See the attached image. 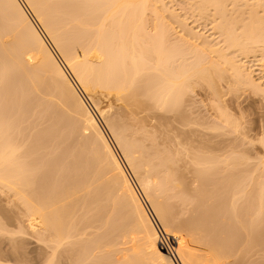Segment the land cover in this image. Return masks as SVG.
I'll return each mask as SVG.
<instances>
[{"label": "bare ground", "instance_id": "bare-ground-1", "mask_svg": "<svg viewBox=\"0 0 264 264\" xmlns=\"http://www.w3.org/2000/svg\"><path fill=\"white\" fill-rule=\"evenodd\" d=\"M196 1H192L191 9L198 16L205 18L212 10L211 17L216 15L219 21L223 20L216 23L214 17L213 28L222 35L219 43L225 47L220 49L219 43L210 46L202 40L197 60L193 55V59L187 60L185 56L190 50H185L184 45L188 46V41H182L183 37V47L175 43L180 48L176 49L169 38L172 28L167 22L162 26L166 11L164 7L159 10L158 4L167 9L163 0H0V99L7 103H3L5 109L9 105L10 109L16 105L14 111L20 108L16 113L21 112L25 120L22 123L27 126L23 130L30 133V139L18 146L11 141L8 130L21 133L20 127L15 130L20 115H16V125L11 123L14 119L5 121L7 129L0 121V194H14L26 213L32 236L51 250L44 257V264H62L64 251L72 245L71 241L74 243L70 232L78 226L94 231L82 232L77 242L79 250L75 243L76 249L71 248L85 252L89 259L100 258L98 263L103 259L104 264H177L173 255L182 264H232L235 256H243L261 244L264 248V168L260 169L264 164L253 167L254 171L248 169L243 176V170H238L245 165L242 155L191 154L188 159L192 165L186 164L191 165L192 179L195 177L197 182L195 188L191 187L185 176L191 171H182L179 164L186 155H181V149L176 151L182 142H178L176 150L169 147L173 152L168 151L170 145L162 149L160 143L158 146L154 142L162 143L164 139L150 142L145 130L144 139L149 146L144 139H140L145 144L141 145L138 138L127 134L129 125L123 124L125 118L122 121L113 109L115 98L141 112L157 109L177 114L185 91L195 81L206 82L217 94L218 82L230 72L232 75L227 78L233 80L234 84L229 79L232 88L249 85L253 90H261L254 79L253 61L247 60L249 54L259 56L257 61L264 70V15L260 14L264 0ZM233 8L236 14L230 10ZM174 16L170 15L177 19ZM188 33V37L196 35L188 43L193 52L198 48L194 41L201 40V35L192 30ZM178 50H184L181 53L186 55ZM206 51L210 57L214 54L216 61L204 56ZM234 53L240 58L248 56L240 60L237 55L232 56ZM98 95L108 99L104 107L96 102ZM27 102H31L33 111ZM43 117L48 119L47 129H39L40 123H36ZM99 118L107 122L124 161L107 138ZM179 119L187 120L182 114ZM62 136L66 146L60 152L65 154L57 164L54 159L60 152L56 140ZM150 137L153 136L149 134ZM164 141L163 145L169 140ZM29 147H43L47 154L42 149L38 151L42 155L37 153L40 156L25 153ZM127 167L162 222V235ZM37 182L45 185L38 186ZM211 200L213 203H208ZM183 214L187 215L185 219L178 221ZM2 226L1 235L11 234L5 233ZM112 235L119 241L115 242ZM164 235L167 249L162 244ZM190 238L203 250L194 247ZM122 245L129 247L124 249ZM260 251L264 254V250ZM74 255L77 257L73 258ZM73 256L68 254V264H81L78 253Z\"/></svg>", "mask_w": 264, "mask_h": 264}, {"label": "rangeland", "instance_id": "rangeland-1", "mask_svg": "<svg viewBox=\"0 0 264 264\" xmlns=\"http://www.w3.org/2000/svg\"><path fill=\"white\" fill-rule=\"evenodd\" d=\"M192 1H194V0H163V4L167 6V9L165 6L160 5V3L158 4L159 10L161 9L160 7H162V8L164 7L163 9H164V11H166V13L164 12V14H163L164 17L162 16V18L165 19V22L163 23L162 26H164V24L166 25V22H167L170 25V27L172 28L171 36L174 39L168 34L169 38H171L170 42L173 43V45L175 43H179L178 45H180V46L182 45V41L187 40L189 43L190 42L189 40L192 39V37L196 36V35H193L192 37L189 36L190 38L187 36V32L190 33V31L192 30V32L193 31L196 32L195 34L201 35V40L200 39L198 41L192 40L195 42L196 45L193 42L191 47H193V44L195 45L194 47H198V46L200 47V46H202L201 42L203 44V41L207 42L208 44L210 43V46H213L214 44L217 45L219 42L222 41L220 38L221 34L219 35L218 32L216 34L213 26L214 27L216 26L215 24L217 23V20L219 18H217L215 15L214 17H216L215 18L216 23H214V20H213L214 17H211V16H213L212 10H210L211 13H210V11H209V13H207V16L205 18L202 16H198L199 13L198 14H197V12L194 13L195 11H192V9H191L193 7V6L191 7V4H193ZM231 1H229V2L231 3ZM161 3H162V1H161ZM229 5H227L228 8H229ZM230 8H232V7H230ZM230 10L233 13H235L234 8L230 9ZM228 11H229V9H228ZM245 11H244V13L247 12V11L246 12ZM233 13H231L232 14L231 17H233ZM172 14L176 15L174 17H177V19L176 18L172 19L170 17V15L172 16ZM209 14H211V15H209ZM229 14H230V12H229ZM260 14L264 15V10H260ZM209 17H211V18H209ZM153 18H155V17H153ZM241 18L243 19V16ZM31 19H32V17H31ZM155 19H157V18H155ZM164 19H161L160 23H162L164 21ZM245 19L247 20V17L244 18V21H246ZM157 21H159V20L157 19ZM220 21L222 22L223 20L221 19ZM220 21H219V23H221ZM160 23H158V24L160 25ZM168 24H167V26H168ZM189 33H188V35H190ZM183 37H184V39H183ZM195 39H196V37H195ZM185 43H186V41H185ZM188 43H187V45L190 46ZM178 45H176V44L174 45L176 47V49H180V48H178L179 47ZM224 45L222 43H219L220 49L224 48L225 47ZM188 46L184 45V49L187 47L185 50H190L188 52H190L191 55L187 54V56H185L186 53H185V55L181 53V52L184 53V50L183 51L178 50V51L182 55H184L187 60H191V58L193 59V57H195L194 59H196V55L201 54L199 47L197 48V50H196V48L193 49V52H192L191 51L192 49H188L189 48ZM175 47H173V48H175ZM181 47H183V45ZM217 48H218V46H217ZM200 49H202V48H200ZM198 50L200 51V53ZM202 50L204 51V48ZM197 51H198V53H197ZM207 53H208L207 51H206V53L204 52V56H207L208 55ZM234 54L235 55L232 54V56H234L236 58V55H237L240 58L238 53H234ZM256 54L261 55L260 53H256ZM177 55L179 56V54H177ZM182 55L179 57H184ZM188 55H190V58L188 57ZM192 55H193V57H191ZM199 55L197 57H199ZM253 55H254V57H252ZM208 56L210 57V55H208ZM241 56L242 57L240 58V60L244 59V57L246 58V56H248V55H246L244 57H243V55H241ZM249 56L250 57H248L249 59L247 61H249V60L253 61L251 65L253 68L252 70L254 71V73H253L254 79L256 80V83L261 85V90H259V91L253 90L254 88H251V86H249V85L248 86L244 85L243 88L239 87L240 89L242 88L241 90L238 87H236V89L232 88V87H234L231 84V81L233 83V80L229 78L231 80L230 81L227 78V77H230L229 74L231 73V72L230 73L228 72L229 74H227L228 75L227 77H226V75H224L226 78L223 76L225 79H223V77H222L221 78L222 80L220 79L221 81L217 80V81H219L216 88H215V89H217L216 90L217 92L219 91L218 93L216 92L217 94H214L215 91L213 92L212 87H210L206 82H204L205 83L204 84L201 81V83H202L201 84L200 81L199 82H198V80L195 81V83L197 82L196 84L194 83L196 86L194 84H192L193 89L190 87V90L188 89V91H185L186 93L184 92L186 95L184 94V96H183L184 99L182 98V100H181V102H183V103H181L182 105L179 104V105H181V107L179 106L180 108H178V109H181L180 111H182V112L176 111L177 114H175L174 112L173 113L172 112L166 113V111L164 112V110L162 111V110H157V109H150V110H147L146 112L144 110H142L144 112H141L140 109L131 108V106L130 105L128 106L126 104V102L124 103V101H120V100H117L115 98L113 99L114 100L113 106L115 107V108L113 107L114 112L118 113L120 115V117H122V121H123V118H125L123 121V124L127 123L126 125H129L127 128V130H129V131L128 132L126 131L127 134L129 136H132L135 139L138 138L137 140H139V144H141V145L146 144V146H149V141H146V139H144V135H145L144 131L145 130L147 131L145 137H147V139H150V142H152L153 139L158 140L159 138L161 140L159 139L158 141H162L164 139L165 141L169 140L170 142H173L170 144V142L168 141L169 143L166 142L163 145L164 140L162 141V143L154 141L157 145L160 143V146L162 145V147H161L162 149L163 148L165 149L166 146L170 145V146H168V151H169V149L171 150V148H169V147H172L173 149L176 150V147H178V144H179L178 142H180V143L182 142V144L180 145L181 147L180 148L178 147V150H176L178 152L181 149V151L183 152L181 155H186V157L182 156L181 161H179V164L181 163L180 166H182L181 168L183 169V170L181 169L182 171L187 172V170H190L192 172V169H191L192 161L189 159H191L193 154L204 153V155L213 156V157L214 156H217V157L218 156H220V157L224 156L225 157V156H227V154L232 153V154H230L231 156L232 155L244 156V158H245L244 164L247 165V167L245 165H241L242 167L239 166L240 168L238 167V170L239 171L243 170L242 174H243V176H245L248 173V172H246V171H248V169L254 171L256 169L255 167H257V166L259 167V165L263 166V164H264V70L262 67H260V64H259L260 62L257 61L259 56H255V54H252V55L249 54ZM201 57H202V55H201ZM238 57L236 59L237 61L239 60ZM211 58H214V61H216L214 54H211L210 59ZM260 58H261V56H260ZM186 59L183 58L184 61ZM187 60H186V62H187ZM189 62H191V61H189ZM188 64L189 63H187L186 65H188ZM231 75H232V73H231ZM81 93H82V91H81ZM82 94H83V96H85V98H87L88 95L86 93L83 92ZM216 95H218V96H216ZM106 99L107 98H105L104 96L98 95L96 97V102L99 104V106L104 107L108 103L107 102L108 99H107V101H106ZM32 101L33 100H31V102ZM31 102H29V103H31ZM3 103H5V102H3V101L1 102V99H0V121L1 122L3 121L5 123L6 120H7V122H9V121L14 119L13 121H11V123L12 122L15 123L13 125H16V122L20 123V124L15 126V130H17L18 127H20L19 131L22 130L21 133L19 132L20 135L18 132L16 133V131H14L12 127L11 128L14 131V133H11L13 131H10V129L8 130V133L10 132V134H9L10 138L12 137L11 141L16 143V145H18V146H22L25 141H28L30 139V133L28 132V129H26L27 131L23 130L27 127L25 123H22V121L24 120V117L22 119V117H21L22 115H20L21 112L16 113V109H18L17 111H19L20 108L16 107L15 111H14V107L16 105L15 106L12 105L11 106L12 110H11L9 107L10 105L9 106L7 105L9 108L6 107V109H5V107L3 106ZM29 103L27 102L26 105L28 106L30 111H33L32 110L33 108L30 107ZM34 103L32 106H34ZM1 104H2V106H1ZM5 104H7V103H5ZM8 109L10 110V113L7 112ZM113 109L111 111V116H112ZM132 110H136V112L132 111ZM137 110L139 112H137ZM12 111H14L15 113H13ZM156 111H157V113H156ZM7 113H9V114H7ZM12 113H13V118L10 117L12 115ZM134 113H136L137 115ZM18 114L20 115L19 117L21 118V121H19L20 119L17 121L15 120V118L17 119L16 115L18 116ZM118 114H115L116 117L118 116ZM181 114H182V116L184 115V118L186 115L187 120L186 119H182V120L179 119ZM7 115H8V117H7ZM161 116L163 118H165L166 120L165 119L161 120L160 119ZM116 117L114 116V118H116ZM120 117H119V119H120ZM26 118L27 117H25V119ZM99 119H100V122L103 126V129L105 131L107 138L109 139L113 148L117 151V153L119 154L121 159H123V161H124L123 153H122L120 147L118 146V144L115 140V137L112 135L109 126L106 124L107 122H105L104 119H101V118H99ZM158 119H160V120H158ZM163 120L165 121L166 125H165V123H163V125L161 124L163 122ZM159 121H160V123H159ZM36 123H38L37 124L38 126L40 123L39 129L40 128H42V129L48 128L47 127L48 119L46 117H43L42 120L39 119V121H37ZM135 124H136V126H134ZM5 125H6V123L4 124V126ZM126 125H125V127H127ZM139 125L142 127H140ZM6 126L4 129H7ZM156 126L157 127L160 126L161 128L158 127V131H157ZM154 127H156V128H154ZM164 128H165V131H164ZM159 131H160V134H159ZM165 132L168 133L166 135L168 137L165 136ZM153 133H154V135H153ZM11 134H12V136H11ZM149 134L153 137L149 138ZM63 138H65V137L62 136L60 138H57V140L55 139L57 142V146H59V148H58L59 152H60V150L62 151L63 146L64 147L66 146V144H65L66 142L64 143V141L66 139L64 140ZM140 139L141 140L144 139L145 144L142 143L140 141ZM176 140H178V141L176 142ZM21 143H22V145H21ZM63 143H64V145H63ZM55 144L56 143L54 142L53 147H55ZM186 145H188V148H189V146L191 148L188 149ZM163 146H165V147H163ZM26 149H25V153L36 155L38 153L39 149H42V151H43L45 148L43 149V147H42V148H39L37 150L35 147L33 149L31 147H29L27 150ZM63 149H65V148H63ZM66 149L63 151H67ZM45 150H44V153H45ZM189 150H191L194 153H190ZM171 151L173 152V150H171ZM41 152H39V153L41 154ZM38 154L36 156H40ZM42 154H43V152H42ZM45 154H47V151ZM60 154H61V152L59 154H57V157H55L56 160L54 159L55 162L57 161V164L61 163L62 159H59V158H63L64 157L63 154H65V153L61 154V155H63L62 157ZM58 155H60V156L58 157ZM188 155H191V157L189 158ZM183 157H185V158L183 159ZM32 161L34 162V159H32L31 162ZM187 162H189V164L191 163V165L190 166L187 165L188 164ZM182 163H184V165ZM248 165L250 167H248ZM185 166H188V167H185ZM253 167L255 169H253ZM185 168H187V169H185ZM263 168H264V166L262 168L260 167V169H263ZM127 171L129 173V176L133 180V182H134V184H135V186L139 192V195L141 194L140 197L143 200V202L145 203V206L147 207L148 211L150 212L149 214L153 215V219H154L157 227H159L162 231V229H163L162 222L160 221V219L156 215V213H154V211L152 210L151 204L149 202H146V200L144 199V196L142 195L141 187L139 186L138 180L136 179L134 174L131 172L129 167H127ZM185 172H184V174H185ZM191 172L189 173V171H188V174L186 173L185 176L187 175L186 177H188L187 182L190 183V185L191 184L193 185L191 187H194V186H197V182L194 181L195 177H194V179H192L194 174H193V172L192 173ZM191 180H193V182ZM40 182H42V180H40ZM40 182L39 183L37 182L38 186H43V184L45 185V182H43V183H40ZM10 193L11 192H9V194L6 193L7 195L6 194L5 195L0 194L1 195L0 196V224L3 225L2 227H4L3 228L4 231L6 230L5 233H7V232L11 233L9 235H8V233L6 235L0 234V261H2L1 263H4V264H7V263H9V264H44L45 263L44 261H46V259L44 257H47L48 255H46V254H49L51 250L47 249V248L45 249L32 236V233L28 227V224H29L28 218L25 215L26 213H23L25 211L22 210V207H20V205L15 201L16 197L15 196H14L15 198L13 197L14 194H10ZM220 193H222V191H220ZM15 203H16V205H15ZM208 203L212 204L213 200L209 201ZM179 212H180V210H179ZM177 216H179V215H177ZM186 216L187 215H184V217L179 216L181 218L178 221H182V218L184 220ZM81 227H83V228H81ZM81 227L79 228V226H78L77 229H75L73 227V230L74 229L75 230L72 233L73 234L76 233L77 235H75V234L73 235L70 232L71 237H72L71 239L74 240V243L77 245L74 246L75 244L73 243V241H71L72 245H70L69 247L66 246L67 249L64 251L65 252L64 255L65 256L67 255V256L66 257L64 256L63 257L64 259L62 258V264H68V259H67L68 254L73 256L74 253H78V255H79L78 257H80V259L78 258V262L80 260L81 264H93L94 262H95V264L96 263L97 264H100V263L104 264L103 259L99 260V263H98L97 260L100 258L89 259L90 257H88L87 254L85 255V252H82L81 250L80 251L82 253L78 252L79 247L77 248V246H78L77 242L80 241L78 239L82 238V235L84 234V233L82 234V232L86 233L88 231V229H86L87 227H85V226H81ZM22 229H24L23 232L26 231L25 234H28V235H25L22 232ZM68 230H69V228H68ZM89 230L90 231H88V232L94 231V229H92V228H89ZM79 233L81 234V236L79 235ZM88 234H91V233H88ZM72 235L74 236V238ZM75 236H78V237H75ZM112 237H113V235H112ZM113 238L115 240H117L115 236ZM165 239H167L166 235H164V237L162 238V244H163V247H166L165 249H167V246L165 245V242L167 240H165ZM190 239L189 240L192 241V245H194V247H196L199 250H203L202 246L199 247V246H197V244H198L197 242L196 243L193 242L194 241L193 238H190ZM110 240H112V239H110ZM118 241L119 240H117L115 242H118ZM163 241H165V242L163 243ZM168 241L170 242V240H168ZM172 241H173V239H171V242ZM171 242H170L171 246L176 247V244L173 245ZM199 245H201V244L199 243ZM71 246H72V248L76 247L78 250L75 251L74 249H76V248L72 249ZM258 246H260V245H258ZM261 246L258 247V249L256 247H254L253 250H250L249 252L247 251V253L246 252L243 253V256L242 255L241 256L240 255L235 256L233 259H231V262H234L232 264H251L253 262H254L253 264H257L258 262H259L258 264H260L261 261H264V257H263L264 254H263V252L260 251V250H262V251L264 250L263 244H261ZM119 247L121 248V246H119ZM122 247H124V249H125V248H128L129 245H122ZM259 248H261V249H259ZM71 250H74V252H72ZM66 251H68V252L66 253ZM259 251H260V253H259ZM202 252L203 251H201V253ZM84 256H85V259H84ZM111 256H112V254H111ZM75 257H77V256L74 255L73 258H75ZM115 258H119V256H115ZM82 260H83V263H82ZM75 261H77V258L75 259ZM179 263L182 264L180 261H179Z\"/></svg>", "mask_w": 264, "mask_h": 264}, {"label": "built area", "instance_id": "built-area-1", "mask_svg": "<svg viewBox=\"0 0 264 264\" xmlns=\"http://www.w3.org/2000/svg\"><path fill=\"white\" fill-rule=\"evenodd\" d=\"M158 230H159V232L161 233V235H162V231H161V229L158 227ZM173 258L175 259V261L177 262V264H179L178 263V261H177V259H176V257L173 255Z\"/></svg>", "mask_w": 264, "mask_h": 264}]
</instances>
